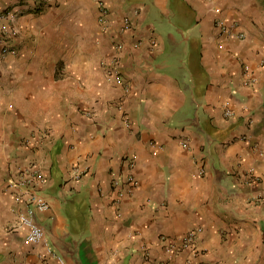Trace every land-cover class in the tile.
<instances>
[{"label": "crops", "instance_id": "crops-1", "mask_svg": "<svg viewBox=\"0 0 264 264\" xmlns=\"http://www.w3.org/2000/svg\"><path fill=\"white\" fill-rule=\"evenodd\" d=\"M98 1L0 0V264H264V16L253 0H101L103 25ZM126 156L138 187L116 206ZM32 163L54 255L26 241L7 186ZM196 228L180 253L158 244Z\"/></svg>", "mask_w": 264, "mask_h": 264}, {"label": "built area", "instance_id": "built-area-1", "mask_svg": "<svg viewBox=\"0 0 264 264\" xmlns=\"http://www.w3.org/2000/svg\"><path fill=\"white\" fill-rule=\"evenodd\" d=\"M98 11L99 22L103 25L106 24L107 10L101 0L98 1ZM1 15L5 19H11L15 16V13H13V11H5ZM231 24L232 25L220 20L216 21V25L225 31H228L232 27L237 26V23ZM129 28L130 24L126 20L120 33L125 32ZM118 47L121 48L122 45H118ZM10 52H13V50L10 47L6 46L5 41L0 38V53L4 55ZM260 64L264 65V54L260 58ZM245 69L246 71H249L248 67H246ZM230 114H232V110L227 103L225 115L229 116ZM125 120L126 124L129 125L128 120ZM150 145L155 149L161 148V146L154 141L150 142ZM122 164L125 171L124 177L122 173L120 175L114 176L112 179L113 205L116 206H119L126 192L138 187V182L132 172L135 165L134 157H124V159L122 160ZM72 175L76 178H79L81 177V172H79V169L75 167L72 170ZM45 182L46 177L43 168L37 163H32L25 167L18 168L15 173H12V175L8 178L7 186L12 195H16L18 201L23 205V207H21L17 213V225L19 228L25 230L26 241L31 244L42 245L48 253L54 255L49 241L47 240L45 230L38 220L39 214L49 209V203L44 196L45 194H43L40 190V186ZM257 199L260 202L264 203V194L259 195ZM201 231V228L192 229L173 240H168L166 236L161 235L157 239L158 244L162 246L167 254L172 255L180 253L181 251L189 249L195 245ZM56 258L62 261L60 257L56 256ZM159 264H173V262L168 260L159 262ZM211 264L220 263L213 262Z\"/></svg>", "mask_w": 264, "mask_h": 264}, {"label": "rangeland", "instance_id": "rangeland-1", "mask_svg": "<svg viewBox=\"0 0 264 264\" xmlns=\"http://www.w3.org/2000/svg\"><path fill=\"white\" fill-rule=\"evenodd\" d=\"M252 8L260 12V16H264V0H253Z\"/></svg>", "mask_w": 264, "mask_h": 264}]
</instances>
